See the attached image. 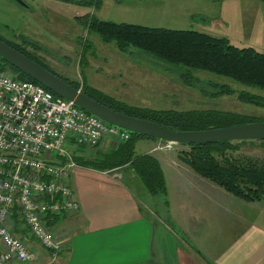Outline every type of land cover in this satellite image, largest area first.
<instances>
[{
  "label": "rangeland",
  "instance_id": "rangeland-1",
  "mask_svg": "<svg viewBox=\"0 0 264 264\" xmlns=\"http://www.w3.org/2000/svg\"><path fill=\"white\" fill-rule=\"evenodd\" d=\"M19 1L23 5L15 0H0V38L8 43H21L32 55L38 51L43 57L36 56L37 60L69 82L80 85L85 81L88 86L108 94H112L107 89L111 88L118 95L125 92L127 98L134 94L135 103L122 99L133 107L230 112L249 116L254 123H264L263 106L238 100L241 93L264 96L263 91L191 69H188L191 73L187 71L189 77L193 75L196 81L190 79L192 86H186L179 74L187 69L161 61L138 48L121 53L113 42H102L82 24L93 15L95 19L117 24L207 31L237 48L264 52L262 0H98L97 7L89 4L96 0ZM134 65L142 71L129 73ZM215 84L226 85L230 93L221 94ZM110 140H103L96 149L85 151L87 156L97 150L107 151L119 142L114 138ZM139 140L135 142V155L150 148V139ZM167 145L162 143L161 147L173 155L190 153V147ZM227 155L264 162V143L246 142L240 144L237 153L227 152ZM163 180L166 193L175 180L167 174H163ZM162 197L165 199L163 194Z\"/></svg>",
  "mask_w": 264,
  "mask_h": 264
},
{
  "label": "crops",
  "instance_id": "crops-1",
  "mask_svg": "<svg viewBox=\"0 0 264 264\" xmlns=\"http://www.w3.org/2000/svg\"><path fill=\"white\" fill-rule=\"evenodd\" d=\"M33 56L43 57L38 51ZM141 71L134 65L129 73ZM91 88L135 103L134 94L127 98L111 88L112 94ZM151 140L141 155L153 156L162 174L175 180L163 193L165 199L161 193L147 194L129 170L75 167L67 182L79 211L49 218V226L64 242V251L52 264H264V200L235 197L197 175L178 153L164 151L163 142ZM11 229L27 237L37 256L29 264H49L48 253L28 238L18 216Z\"/></svg>",
  "mask_w": 264,
  "mask_h": 264
},
{
  "label": "trees",
  "instance_id": "trees-1",
  "mask_svg": "<svg viewBox=\"0 0 264 264\" xmlns=\"http://www.w3.org/2000/svg\"><path fill=\"white\" fill-rule=\"evenodd\" d=\"M262 1L264 3V0ZM89 4L97 7L99 1H90ZM82 24L97 34L102 42H113L121 53L127 52L130 48H138L161 61L187 69L179 74L180 80L186 86H192L190 79L196 81L193 75L189 77L190 74L187 71L191 69L226 77L242 86L264 92V52H256L252 48H237L224 38H216L195 30H169L125 23L117 24L95 19L93 15L88 20L82 21ZM0 40L57 76L40 60L22 48V45L8 43L1 38ZM0 71L11 74L15 79L37 84L6 64L1 58ZM63 80L75 89L80 88L75 81ZM214 87H219L221 94L230 93L226 85L215 84ZM81 92L115 112L150 122L167 130L202 131L254 123L249 116L230 112L174 111L133 107L89 87L85 81ZM238 100L264 107V96L241 93ZM128 135L127 140L119 141L107 151H96L89 156L84 151L82 155L74 157L76 165L101 172L116 169L129 170L140 180L147 194L165 193L163 174L158 161L151 155L136 156L134 154L136 140L149 138L134 133H128ZM246 142L253 141L217 142L204 145L180 144L179 146L190 147V153H180L179 156L197 175L208 179L235 197L247 202L262 201L264 200V162L247 157L239 160L227 155V152L237 153L240 144ZM254 142L264 143V141ZM222 157L225 158L224 161L219 160ZM48 222L50 224L51 221Z\"/></svg>",
  "mask_w": 264,
  "mask_h": 264
},
{
  "label": "built area",
  "instance_id": "built-area-1",
  "mask_svg": "<svg viewBox=\"0 0 264 264\" xmlns=\"http://www.w3.org/2000/svg\"><path fill=\"white\" fill-rule=\"evenodd\" d=\"M108 136L129 137L42 86L0 71V264L37 258L27 237L11 229L15 216L28 238L48 253L49 264L57 260L64 242L48 220L79 211L67 182L77 167L74 157Z\"/></svg>",
  "mask_w": 264,
  "mask_h": 264
},
{
  "label": "water",
  "instance_id": "water-1",
  "mask_svg": "<svg viewBox=\"0 0 264 264\" xmlns=\"http://www.w3.org/2000/svg\"><path fill=\"white\" fill-rule=\"evenodd\" d=\"M20 5L23 3L15 0ZM0 58L9 66L26 75L57 97L73 102L78 108L112 127L166 144L204 145L219 142L264 141V123H247L238 126L202 131H173L150 122L115 112L92 100L79 89L39 66L0 40Z\"/></svg>",
  "mask_w": 264,
  "mask_h": 264
}]
</instances>
